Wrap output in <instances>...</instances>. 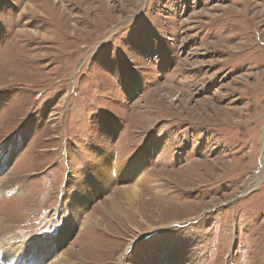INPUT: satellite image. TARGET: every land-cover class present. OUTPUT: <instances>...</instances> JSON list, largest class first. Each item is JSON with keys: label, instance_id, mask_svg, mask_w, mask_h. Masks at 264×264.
Wrapping results in <instances>:
<instances>
[{"label": "rangeland", "instance_id": "1", "mask_svg": "<svg viewBox=\"0 0 264 264\" xmlns=\"http://www.w3.org/2000/svg\"><path fill=\"white\" fill-rule=\"evenodd\" d=\"M0 153L7 264H264V0H0Z\"/></svg>", "mask_w": 264, "mask_h": 264}, {"label": "bare ground", "instance_id": "2", "mask_svg": "<svg viewBox=\"0 0 264 264\" xmlns=\"http://www.w3.org/2000/svg\"><path fill=\"white\" fill-rule=\"evenodd\" d=\"M135 164V163H134ZM130 165V164H129ZM118 170V169H117ZM119 171V170H118ZM126 190V189H125ZM125 190H123L122 189V191H125ZM123 193V192H122ZM127 195H125L124 197H126L127 199H128V202H130V201H133V199H135L136 198V194H137V191H136V189H134L133 187H131L128 191H127ZM77 212V211H76ZM1 249V248H0ZM27 250V249H26ZM34 250V249H33ZM11 251V250H10ZM8 253V252H7ZM1 254L3 255V252L0 250V261H1V263L2 264H7V263H5V260H3V258L4 257H1ZM25 254V253H24ZM65 254V253H64ZM73 255L74 254H72L71 252L70 253H67V256L68 257H70V256H72V258H73ZM8 256V255H7ZM34 256H35V254H34ZM77 256V255H76ZM67 257V258H68ZM73 260H75L74 258H73ZM64 262V261H63ZM66 263V262H65ZM69 263V262H68ZM31 264V263H30ZM67 264V263H66ZM74 264V263H73Z\"/></svg>", "mask_w": 264, "mask_h": 264}]
</instances>
